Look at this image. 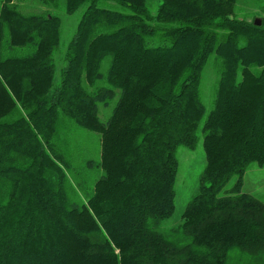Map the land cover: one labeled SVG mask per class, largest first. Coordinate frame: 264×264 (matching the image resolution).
Masks as SVG:
<instances>
[{
  "label": "trees",
  "instance_id": "16d2710c",
  "mask_svg": "<svg viewBox=\"0 0 264 264\" xmlns=\"http://www.w3.org/2000/svg\"><path fill=\"white\" fill-rule=\"evenodd\" d=\"M242 1L0 0V264H264V204L243 187L264 168V6L247 20ZM61 3L83 8L64 49ZM200 137L196 191L164 229L177 150Z\"/></svg>",
  "mask_w": 264,
  "mask_h": 264
},
{
  "label": "rangeland",
  "instance_id": "374dc122",
  "mask_svg": "<svg viewBox=\"0 0 264 264\" xmlns=\"http://www.w3.org/2000/svg\"><path fill=\"white\" fill-rule=\"evenodd\" d=\"M244 0L236 5L235 13L239 18L252 20L258 15L259 11L256 7H263L264 0ZM22 10L24 12H39L35 4L31 1H22ZM147 8L150 14L154 15L158 0H147ZM40 7V6H39ZM42 8V7H41ZM83 8H79L73 14H66L64 11L63 3L55 10V13L61 20V35H60V48L64 49L68 43L71 35L77 27V23L82 14ZM217 76L214 70V58L210 57L204 73L200 86L201 98L206 110L208 111L212 107L213 99V87L216 83ZM114 103L107 109H100L98 117L101 122L105 123L111 115ZM75 143L79 146H83L86 149L92 150V157L98 158L100 151V139L99 135L91 133L82 129L74 136ZM178 171L176 174V181L174 190L176 193L174 202V211L172 216L164 221L163 228L170 229L178 225L181 221V215L188 203L190 197L195 193L198 176L204 167V151L202 147V138L200 137L195 148L188 149L186 147H179L177 150ZM244 189L255 197H257L264 204V168H258L256 165L251 166L244 175Z\"/></svg>",
  "mask_w": 264,
  "mask_h": 264
},
{
  "label": "water",
  "instance_id": "95a60500",
  "mask_svg": "<svg viewBox=\"0 0 264 264\" xmlns=\"http://www.w3.org/2000/svg\"><path fill=\"white\" fill-rule=\"evenodd\" d=\"M257 22H259L258 20H256Z\"/></svg>",
  "mask_w": 264,
  "mask_h": 264
}]
</instances>
